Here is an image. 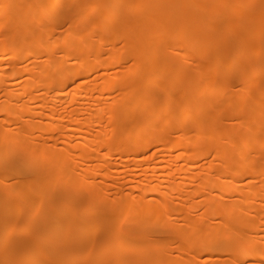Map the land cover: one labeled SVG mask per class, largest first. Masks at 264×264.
I'll use <instances>...</instances> for the list:
<instances>
[{
  "label": "bare ground",
  "instance_id": "6f19581e",
  "mask_svg": "<svg viewBox=\"0 0 264 264\" xmlns=\"http://www.w3.org/2000/svg\"><path fill=\"white\" fill-rule=\"evenodd\" d=\"M43 1L51 7L56 6L61 9L81 4V0ZM121 1L114 0L115 7H112L111 10H114ZM140 1L151 9H156L155 14L149 13L146 17H150L151 27L159 30L152 35L154 52L141 65V73L144 77L147 76L143 85L132 84L134 74L130 71L124 72L114 80L108 79L104 73L100 72L96 76L97 82L88 84L78 82L77 86L83 89L82 93H73L69 96L71 103L85 100L87 106H78L70 113L61 116L51 107L43 106L47 102L53 101L49 97L50 94L54 93L55 88H64L77 83V80L84 75L108 68L105 59L101 55L95 54L93 62H91L90 55L94 52L93 46L85 44L84 47L65 50L69 56L80 58L81 64L76 67L57 59H51L46 64H36L30 69L27 67L30 72L37 75L38 80L26 87L24 91L29 92L36 85H40L46 90V93L37 96L42 107L36 114L41 117L49 116L52 122L56 121L49 125L46 132H53L63 127L64 133L60 136L59 141L55 139L37 143L31 138L26 139L22 135L24 133L4 140L0 132V141H4L1 149L3 153L0 154V185L2 184L0 227L3 225L4 229L0 232V245L3 243L2 241L8 239L3 250L0 249V264H48L42 259V248L47 245L52 247L55 244L63 246L62 249L53 252L55 256L60 254L61 258L56 261L49 260V264H69V260L74 259L75 263H79L86 257L91 264H123L129 260L130 264H147L146 261L152 264H178L177 261L169 259L158 247L163 243L174 242L176 238L169 230L180 229V226L185 227V232L181 234L184 238H191L192 241L198 237L205 239L189 246L178 244L179 252L196 251L197 256L194 259L199 260L201 254L221 250V244L216 240L218 236L214 233L216 230L205 231V236H203V223L188 216L187 212L191 208L188 204L195 195L204 196L206 193L212 195L213 191L220 190L223 186H231L227 189L228 194L239 192L232 185L237 180L245 178L249 171L250 173L254 172L255 167L253 163L245 162L232 176L226 174L223 178L216 180L209 178L205 184L201 183L188 193L181 188L183 184L177 180L176 176L181 171L188 173L192 167L189 165V161L196 158L195 154L188 152V148L202 144L201 135L209 128L213 127L217 133L223 129L222 126L212 122L214 117L207 107L210 105L208 104L211 97L210 91L220 96L222 104L230 102L231 93L221 87L222 81L229 74L228 69L224 68L218 71L213 68L214 60L210 57L192 55L185 48H174L172 45L173 41L179 38L187 39L189 41L187 46L197 43L191 29L193 27L181 25L177 33L175 28L179 22L177 24L175 17H186L200 9H206L207 13L213 14L212 17L224 18L225 23L223 24L231 29V24L228 23L233 20V14L230 13L222 17L223 13L219 11L218 2L214 0H203L202 6H197L195 0ZM173 2H181L187 6L177 9ZM94 3V1L90 2L88 12L83 16L88 17L95 13ZM101 4L110 6L107 0H101ZM43 13L47 14L49 11L44 10ZM219 13L222 14L219 16ZM83 16L80 18L81 20L78 18L69 21V24L80 22L83 25L85 23ZM262 22H264V18ZM207 33L217 34L216 29L212 26L208 27ZM109 34L110 32L102 34L100 37L104 38ZM134 38V36H130L127 43L133 53L136 52ZM163 44L167 47L162 46ZM37 46L45 51L52 49L50 45L41 42ZM17 48V45L8 48L13 50L14 57L19 55ZM212 48L218 49L219 52L214 57L215 62L222 59H227L230 62L228 51L218 39H213L205 46L207 50ZM175 50L181 55L179 59L172 55ZM246 53V45L241 41L238 42L235 45V55L240 56ZM34 54L32 52L31 55L35 56ZM260 56L264 58V51ZM139 58L140 61L143 60L142 53ZM249 68L253 67L248 66L247 69L242 67L244 78L247 80H251L249 79ZM15 69L20 71L19 67H15ZM14 74L16 76L19 72L15 71ZM1 77L0 75V80ZM151 86L158 90L157 95H160V101H157L153 95L151 96V92L146 89ZM178 88L181 90V95L177 96L174 92ZM0 93L7 96L10 92L2 87ZM55 96H61V94L57 93ZM256 104H260V102H256ZM173 114L175 115L173 116ZM13 115L16 116L9 110L4 112L6 118ZM198 115H207V117L203 116L200 120L194 119V125L191 127L183 126V123ZM258 116L261 127L251 137L254 144L251 146L237 144L235 146L240 149L239 157L241 158H247L258 150L264 151V141L259 140V138H264V110H261ZM4 120L2 119V121ZM0 128H3L1 123ZM193 131L196 132V136L191 141L189 134ZM212 140L215 139L209 138V141ZM230 140L228 139V141ZM14 152L19 154V158L28 157L29 160H32L35 155L42 157L47 168L41 167L37 176H41V180H44V174L48 172L50 180H61L62 186L55 187L52 192L65 195L67 199L69 198V185L77 177L74 174L75 166L77 164L87 165L81 170L80 177H78L80 181L88 179L84 190L92 194L84 203L81 213L90 214L93 220L84 218L78 212L70 222L73 225L70 242H68L67 235L57 232L62 225L59 216L69 210V204L64 202L58 209H53V213H48L49 207H46L42 200L44 187L42 189L35 188L30 181L20 178V172L16 167L5 163L7 157ZM207 153H202L197 158H201ZM181 159L186 160V163H180ZM260 159H264V157ZM229 164L223 167L226 173L235 169L234 165ZM220 171L221 169L216 170V172ZM187 178H189L187 175L183 176L184 181ZM198 179H202V177L198 176ZM14 181H20L23 184L17 185L13 183ZM108 181L111 182L107 185L114 189L115 195L112 199L107 198L109 192L101 194L99 190L101 187L98 182L107 183ZM136 190L157 193L162 198L155 199V202L152 203L144 200H131L130 197ZM169 190L176 192L180 196L178 197L181 202L172 201L170 203L166 199ZM96 206H99V212L91 211ZM124 208H126L125 211ZM259 208L261 209V207ZM204 209L211 216L225 218V213L219 209V203H213ZM240 212L238 210L230 222L234 226L229 229H233L236 238L231 242L229 249L231 250V259L232 261L241 259L244 263L255 259L259 262L257 264H264V213H260L259 210H256L254 214H251L250 210L245 214L244 211L239 214ZM169 213L181 215L184 223L179 225L174 221L172 223L163 222L162 225L154 227L152 221L166 218ZM21 216L24 220L19 219ZM129 216L133 217L129 229H140L145 232L144 235L123 234L117 231V228L126 225ZM14 221L21 222L15 223ZM96 222L104 223L102 234L108 238V241L92 245V242H89L87 238L93 232ZM28 227L35 229V238L31 241L22 236L11 238L14 229H27ZM163 231H168L169 240L154 236L163 233ZM74 251L79 252L75 254ZM111 252H118V256L112 261L98 263ZM185 264H192V261L187 259Z\"/></svg>",
  "mask_w": 264,
  "mask_h": 264
},
{
  "label": "rangeland",
  "instance_id": "374dc122",
  "mask_svg": "<svg viewBox=\"0 0 264 264\" xmlns=\"http://www.w3.org/2000/svg\"><path fill=\"white\" fill-rule=\"evenodd\" d=\"M94 1L95 13L90 16H83L88 11L89 4ZM218 2L219 11H222L223 16L233 14V20L228 24H231V29H228L223 23L225 19L220 17H212L207 13L206 9H200L197 12H193L186 17L177 16L174 19L177 21L178 29L181 25H189L193 28V36L196 40V44L187 46L189 41L184 38H179L173 41V47H183L192 55H200L203 57H210L214 60L213 68L220 71L224 68L228 69L229 74L226 79L221 83V87L231 93L230 102L226 104L220 103V96L211 92L207 107H209L212 115L213 123L218 126H222L221 132L217 133L214 128H209L201 135L202 144L197 147H189L188 152L195 154L196 158L189 161V165L192 166L187 172L181 171L177 174V180L182 183L181 188L188 193L197 186L205 184L209 178L221 179L226 174L232 176L235 171H238L245 162H251L254 164V172L249 171L248 175L240 180H237L232 187L239 191L235 194L227 192V189L231 186H223L220 190H215L211 194L206 193L204 196L195 195L192 201L188 204L191 208L187 214L190 218L195 219L203 223L202 234L205 236V231L215 229L214 233L217 234V242L221 244V250L219 252H211L201 254L199 260L194 259L197 256L196 251H190L181 253L177 250L178 244L189 246L190 244L199 243L204 240L203 237H198L194 241L191 238H184L181 234L185 232V227L180 226V229L169 230L172 232L176 240L170 244L163 243L158 249L164 251L165 255L172 261H177L178 264H185L187 259L192 261V264H257L258 261L251 260L243 262L241 259H235L232 261L231 253L229 250L231 242L235 241V234L233 229H229L234 226L230 224L231 220L236 216L237 211H244V214L249 210L251 214H254L256 210L260 213H264V151H256L247 158L239 157L240 149L236 148L237 144L241 146L247 144L251 146L254 144L251 137L256 134L261 127L259 120V112L264 110V58H261L260 54L264 51V0H214ZM110 6L102 5L101 0H81V4H75V6L61 9L56 6L49 5L43 0H0V88H6L10 93L5 96L0 93V123L3 124V128H0L1 135L4 140H8L12 137H16L20 133L26 139L31 138L34 142L42 143L46 141H52L58 139L64 133L63 127L59 130L47 133L46 130L52 122L50 117H41L36 113L41 110V103L38 95L46 93V90L40 85H36L29 92H25L24 89L29 87L34 81L38 80L37 75L30 72L29 69L36 64H46L51 59L64 61L66 64H70L73 67L80 65L79 57L69 56L65 50L74 47H84L85 44L92 45L94 50L90 55V60L93 62L95 54L101 55L105 59V64L108 68L101 71H94L91 74L84 75L77 80V83L70 84L64 88H55L54 93L50 94L52 102L44 104L45 107H51L59 115L63 116L71 112L76 107L87 106L85 100L71 103L69 96L73 93L81 94L83 89L77 86L78 82H85V84L97 82V74L104 73L108 79L114 80L122 75L124 72L134 74L132 84L138 83V86L144 84L147 80V76H143L142 62L146 60L153 52L155 47L152 45L153 33L159 31L151 27L147 14L156 13V9H151L140 0H122L117 4L114 10H111L114 6V0H107ZM203 0H195L197 6H202ZM174 7L177 9L185 8L184 3L173 2ZM187 6V5H186ZM44 10H48L49 13H43ZM170 13V12H169ZM167 13V15H169ZM222 13H219L220 16ZM20 14H22L20 16ZM83 16L85 23L82 25L80 22H74L69 24V21L80 19ZM232 17V15H231ZM81 20V19H80ZM212 26L216 29L217 34H208V27ZM104 38L100 36L102 34L109 33ZM130 36H134L136 41V52L130 51L128 46V40ZM213 39H218L228 51L230 56V62L227 59L215 62L214 57L217 56L218 49L212 48L210 50L205 49ZM243 42L247 47V53L244 55H235V45L238 42ZM48 44L51 46L50 51H45L38 47V43ZM18 46L19 55L14 57L13 50H9L12 46ZM162 46L167 47L165 44ZM204 47V49H203ZM4 48V49H3ZM35 53V56L31 54ZM138 53V55H137ZM140 53H142L143 60L140 61ZM175 58H180V53L177 50L172 54ZM18 58V59H17ZM233 60L234 62L232 63ZM160 64V61H158ZM190 67V63L188 64ZM249 68V79L244 78L242 67ZM15 67H19L15 69ZM19 72L18 75L14 76ZM106 76H103L106 78ZM146 79V80H145ZM101 80V79H98ZM151 92L157 101H160V95H157V89L153 86L146 88ZM61 94V96H55V94ZM177 96L181 95V90L178 88L174 92ZM83 95V94H82ZM260 102V104H256ZM7 108L6 110H4ZM9 110L14 112L16 116L4 117V112ZM28 110L35 111L34 113ZM231 111H233L231 113ZM110 113V112H109ZM175 114H173L174 116ZM203 116L198 115L195 118L189 119L183 123L185 127H191L194 119L200 120ZM2 119H5L2 121ZM178 124V123H177ZM176 124V125H177ZM180 126V125H177ZM67 130V129H65ZM0 135V136H1ZM196 136V132L193 131L189 134L192 141ZM209 138L215 139L209 141ZM225 138L226 142H225ZM228 139H231L228 141ZM264 141V138H259ZM228 141V142H227ZM4 141H0V154L3 153L2 146ZM208 152L205 156L197 158L202 153ZM5 163L16 167L20 172V178L30 181L31 184L37 189H47V192H42V200L45 202L46 207H49L48 213H53V209H58L64 202L68 203L70 208L63 215L59 216V220L62 225L58 228L59 234L67 235L68 242H70V235L73 232V225L70 223L75 215L82 211L84 203L89 199L92 194L85 189L88 183V179L83 181L79 180L81 170L87 167V165L77 164L74 168V174L77 176L76 180L69 185V198L52 192L55 187L62 186L61 180H50L48 172L44 174V180H41V176H37L41 167H45L42 157L35 155L32 160L28 157L19 158V154L14 152L5 160ZM180 163H186V160L181 159ZM234 165V171L225 172L223 168L225 165ZM217 169H221L220 172H216ZM187 175L185 181L183 176ZM79 176V177H78ZM201 176L202 179H198ZM198 179V180H197ZM111 181L98 182L101 187V194L108 193L107 198H114V189L107 185ZM13 183L21 185L20 181H14ZM27 183V182H26ZM157 183V182H155ZM167 184V183H166ZM172 185V183H169ZM2 184L0 185V191ZM79 188L80 191H79ZM169 194L166 198L170 203L181 202L179 195L176 192L167 191ZM179 196V197H178ZM154 198V199H153ZM162 196L157 193H146L145 191L136 190L130 197L131 200L139 201L144 200L146 202H155V199H161ZM130 203V202H127ZM213 203H219V209L225 213V218L219 216H211L205 211L206 206H211ZM261 207V209L259 208ZM126 208H124V211ZM91 211L99 212V206L93 207ZM1 213V212H0ZM82 214V213H81ZM2 213V217H3ZM86 219L93 220L90 214H82ZM170 217V218H168ZM20 220H24L21 216ZM133 221V217L129 216L126 220V225L117 228L118 232L130 233V235L142 236L145 234L140 229H129ZM174 221L176 224L182 225V216L169 213L166 218L161 220L152 221L154 227L163 222ZM20 223L21 221H14ZM104 223L96 222L93 232L88 236L87 240L92 242V245L101 242L106 243L108 238L103 236ZM116 227V226H115ZM3 225L0 227L2 232ZM189 230V229H188ZM187 230V231H188ZM15 236H22L27 240L35 238V229H14ZM156 237L170 239L168 231L158 233L154 235ZM8 240V239H7ZM0 245V249L6 246V242ZM11 239L9 240V242ZM105 247V246H104ZM62 245H53L52 247L46 246L42 248V259L49 264V260H60V254L56 255L53 252H57L62 249ZM14 252V251H13ZM77 254L79 251H74ZM15 253V252H14ZM13 253V254H14ZM118 256V252H111L107 254L105 258L98 261V263H105L114 260ZM74 260H69V264H91L90 261L84 259L79 263H75ZM131 261H126L123 264H130ZM147 264H152L146 261Z\"/></svg>",
  "mask_w": 264,
  "mask_h": 264
}]
</instances>
